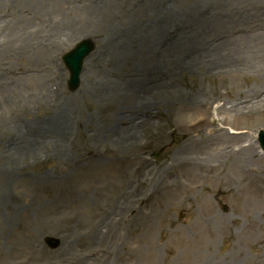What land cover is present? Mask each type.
Returning <instances> with one entry per match:
<instances>
[{"label":"rangeland","instance_id":"obj_1","mask_svg":"<svg viewBox=\"0 0 264 264\" xmlns=\"http://www.w3.org/2000/svg\"><path fill=\"white\" fill-rule=\"evenodd\" d=\"M94 1L0 0V74L28 76L21 82L31 91L48 75L51 95L7 92L16 104L0 107V264H264V0H101L103 12ZM14 25L21 42L10 39ZM71 29L67 39L59 33ZM84 38L97 49L71 93L60 58ZM194 40L220 49L199 57L189 53ZM114 47L163 62L146 73L136 58L116 63ZM92 70L115 86L86 91ZM135 79L140 97L107 98L106 89ZM247 99L258 102L253 114ZM145 110L153 128L114 131ZM30 123L34 137L16 142L17 126ZM35 139L36 150L13 158ZM144 143L151 155L137 147ZM250 149L254 162L244 164ZM110 215L114 224L95 241Z\"/></svg>","mask_w":264,"mask_h":264},{"label":"bare ground","instance_id":"obj_2","mask_svg":"<svg viewBox=\"0 0 264 264\" xmlns=\"http://www.w3.org/2000/svg\"><path fill=\"white\" fill-rule=\"evenodd\" d=\"M105 1H108V0H104L103 2H105ZM103 2H101V0H96V1H94L93 5H94V7L101 8L100 10H101V12H103L104 11V7H105L103 5ZM152 4L154 5V7H158L156 5V2H152ZM91 11L88 10L86 12H87V14H89ZM85 14L86 13L84 12V14H82V16L85 17ZM58 15L59 16H63V15L65 16L66 14L61 13L60 11H58ZM157 15H158V12H157ZM147 25L148 24H145L144 27H146ZM131 30L133 31L134 29H131ZM147 30L149 31V33H152L153 36L155 34H158L157 42L160 41V44H162L164 42H167V40L169 39V38H164L163 37L164 32L161 31L160 29H158V26H155L154 25L152 27L149 24V26L147 27ZM22 31H23L22 28L17 27V26L15 27V25H14V27L12 28L11 34H10V39L12 38L14 40H17V41L21 42L22 37L25 36ZM50 32H53V31H50ZM59 33L60 34H63L65 38L66 37L68 38L69 36L74 35L75 34V31H74V29H71V30H68L66 32L64 31V32H59ZM48 34H51V33H48ZM53 34H58V33H53ZM132 36H133V34H132ZM148 38H149V35H147L146 36V39H144V41L147 44L149 43V41H147ZM199 41L200 40H196V41L194 40L193 41V47L190 48L189 53L198 54V56L200 57L202 54L206 53V50H208V51H217L218 49H220L219 47L218 48L212 47V50H209L208 48H205L204 45H201L202 46L201 47V46L198 45ZM161 48L162 47H160L159 50H157L156 52H159L161 50ZM115 49H116V47L113 48L112 52ZM142 49H143V47H140V49H136V51H141ZM223 49H226V48L223 47ZM112 52L110 54H112ZM113 54H114V60H116V63H118V64H120L119 63V60H122V59L128 60V57L129 58H136V59H138L137 60L138 64L144 68L143 70H145L146 73H150V71L152 70L151 69L152 66L159 65L160 62H163V58H160L159 56L158 57L152 56V55L149 56V54L146 55V56H140L139 54L136 55V56H134V52H131V51H128V52L122 51V50L121 51H114ZM36 57H37V55L34 56L33 59H36ZM124 60L121 61V62L123 63ZM94 68H92V69H94ZM153 71L154 70H152V72ZM90 72L91 73L90 74L88 73L89 75L87 76V78L85 80V81H87V84L84 87V89L86 91H94V87L96 85L95 83H98L101 86V88H104L106 86L107 87H110L111 85H114L115 86V82H111L110 80H108L107 77H106V75L103 74V72H100V71L97 72V71H94V70H92ZM29 73H30V70L26 73V75H29ZM92 75L94 76V78H93ZM43 76H45V75H43ZM43 76L39 80V85H38L37 90L33 86L32 91H31V90H29L31 88V84H30V88H29V87H27L26 85H24L21 82L24 79H28V76L25 77V78H12V77H10V76H8L6 74L1 73L0 74V91H1L0 92V95H1V97H0V107H1L2 104H6V103L7 104H10V103H12V104L15 103L16 104V101L17 100L16 99H12V98L8 97V95H7V92L8 93H10V92L13 93V92H17L16 90H18L20 92L21 91L23 92V91L29 90L30 93L33 92L34 95H36L35 92L38 91V92H40V95H39L40 98L39 99L44 98L43 96H45L46 98H49L51 96L47 92V83L49 81V78H48V75H46L44 78H43ZM128 82H129V84L124 83L125 86L121 87L119 91L112 90L109 93V90L107 91V89H106L107 98H109L112 103H116L117 100H120L119 98H123V96L124 97H130V99L129 98L128 99L131 100V101H134L136 99V97L137 98L140 97L139 94L141 92H143V93L145 92L144 90L140 89L139 86H138V84L140 85V79H135V80L128 81ZM165 82L166 81H164L163 83H165ZM160 88H162V87H160ZM253 93H255L254 90H250V91L247 92V94L250 97H251L250 94H253ZM50 94H52V93H50ZM116 95H119V96L117 97ZM247 100L250 101V99H247ZM257 103L258 102H256V101L255 102L250 101V102H248L246 104V106H243V107L246 110V112L249 111L250 113L253 114V112H254V110L256 108ZM144 113H145V116L146 117H151L152 114H153V112H150V111H147V110H145ZM133 115H135V114H133ZM133 115H131V119H130L132 121V125H129V126L124 127V128L121 125H119V123H117L118 120H119V119H117L115 121V124L117 123L118 125H116L114 127V131L116 133L118 132L119 134H122V136L123 135L130 136L129 134L137 133L138 132V128L137 127H134L133 126V123H138L139 122V123L142 124L143 128H145V129L153 128L154 124L156 123V122H153L152 120H147L146 118H142L141 111L139 112V116L140 117H138V119H137L136 115H135V117H132ZM34 124L35 123H30L28 125H22L21 127H20V125L17 126V128L15 129L16 130L15 131V134H16V136H15L16 137V142L21 141L18 138L25 139L28 136L34 137V136L29 135V131H30V129H32L34 127ZM15 125H17V124H15ZM224 136L227 138V135H224ZM41 144H42V142H40L39 140H36V139L35 140H30L28 142V144H27L26 147L25 146H21L20 144H18L17 146H15L11 150L12 155H13V158L20 157L21 155H24V154L25 155L26 154L29 155V153H31L34 150H36V148H38ZM250 151H247V153H244V155L242 156V158L244 157V159H243L244 160V164L247 163V162H250V163L251 162H254V156L255 155H254L253 152H250ZM19 152H21V154H19ZM1 155L4 156V157H7L8 152L2 151V154ZM230 156H232V153L231 152L228 153V158ZM173 158H174V160H176V161L179 162L180 159H181V154L180 153H175L174 156H173ZM199 167H201V166H199ZM210 168H212V166ZM211 171H220V170H211ZM3 200H4V202L6 201L5 198H3ZM114 222H115V220L112 217V215L106 216L104 222L101 221L99 223V225H98V226H100V224L101 225L104 224V226L103 227H100L98 229V231H95L93 233V235L91 236V238L94 237L95 241L101 240V237H103L102 234H103L104 230H106L107 228H109L110 226H112L114 224ZM3 234H4V232L1 231V229H0V250H1V247L3 246L2 245ZM105 234L107 235V232L106 231H105ZM77 248L78 247L76 246V249H74V255H78Z\"/></svg>","mask_w":264,"mask_h":264},{"label":"water","instance_id":"obj_3","mask_svg":"<svg viewBox=\"0 0 264 264\" xmlns=\"http://www.w3.org/2000/svg\"><path fill=\"white\" fill-rule=\"evenodd\" d=\"M89 45H90V44H89ZM90 47H91V45H90ZM80 50H81V49L77 50V51L75 52V54H74L75 57H77L79 60H81V59L83 58V56H84V55L87 53V51H88V50H84V52L82 53L83 50H81V51H80ZM79 51H80V52H79ZM74 55H73V56H74ZM73 56H72V57H73ZM75 61H76V58L72 59V60H71V63H73V62H75ZM73 85L76 86V83H74Z\"/></svg>","mask_w":264,"mask_h":264}]
</instances>
